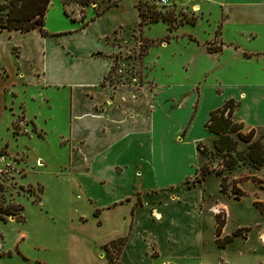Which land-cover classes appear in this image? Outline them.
Wrapping results in <instances>:
<instances>
[{
	"label": "rangeland",
	"instance_id": "1",
	"mask_svg": "<svg viewBox=\"0 0 264 264\" xmlns=\"http://www.w3.org/2000/svg\"><path fill=\"white\" fill-rule=\"evenodd\" d=\"M144 2L51 0L45 26L48 35L44 41L35 44L36 59H29L32 55H26L20 61L7 59L6 66L13 68L19 64L24 74L32 65L36 68L44 64L50 79L71 84L89 80L97 85L107 63L81 52L111 51L112 47L106 45L104 38L111 35L110 39L119 50L113 55L116 59H113L112 69L99 82L98 88L109 86L114 91L119 86H130L156 92L160 81L181 83L192 80L198 81L194 90L200 93V85L216 82V76L223 84L244 80L248 67L240 59H229L220 72L211 67L218 59L189 60L169 55L154 59L155 51L143 59L150 46L168 42L183 25L203 35L209 27L205 21L194 25L198 12L190 6L176 5L158 12L153 5ZM140 12L145 16H140L139 21ZM157 16L159 20L155 21ZM115 28L117 30L113 32ZM166 28L167 34L160 37ZM59 30L67 33L58 34ZM144 35L160 38L148 39ZM8 36L0 34L3 47L10 43L27 46L26 39L20 34ZM205 46L208 51L219 47L212 40ZM39 56L43 60L39 61ZM201 69L206 70L202 73ZM5 73L0 68V76ZM43 85L33 81L29 85L24 82L22 86L15 82L9 90L16 98L10 91L4 95L7 105L0 117V264H108L107 250L100 244L117 235L121 208L101 212L83 192L72 191V183L64 174L68 145L60 142V134L70 129L71 85L55 86L57 89ZM48 96L53 103L52 109L44 104ZM142 96L138 93V99L147 103L148 99ZM113 98L112 92L105 102L111 103ZM174 120L182 126L186 122L185 113L175 116ZM233 121L242 124L244 134H253V140L259 139L264 145V125L249 126L235 115ZM205 130L207 136L196 142V148L201 143L208 153H201L198 148L195 152L194 135L200 133L196 127L193 133L174 144L179 161L173 154L162 160L170 169L176 168L178 163L179 170L167 177L174 183L183 181L194 163V171L188 175L184 188L193 189L199 184L204 198L201 204L206 239L203 258H186L172 264H264V164L257 166L241 161L233 169L217 174L222 157L212 154L216 136L207 130L206 123ZM232 137L238 141V150L247 148L249 142L237 133ZM6 163L14 171L2 170ZM203 166L211 169L205 176L201 174ZM179 171L183 176H178ZM223 177L227 186L224 191L221 190ZM15 205L22 206L23 210L18 211ZM236 231L238 235H234ZM226 236L232 238L226 241ZM109 250L113 263L120 264L118 247L111 246ZM157 264H161V260Z\"/></svg>",
	"mask_w": 264,
	"mask_h": 264
},
{
	"label": "crops",
	"instance_id": "2",
	"mask_svg": "<svg viewBox=\"0 0 264 264\" xmlns=\"http://www.w3.org/2000/svg\"><path fill=\"white\" fill-rule=\"evenodd\" d=\"M172 1L174 5L168 10L176 5L197 10L198 18L194 25L207 22L206 35L183 25L168 42L150 46L143 59L154 51V59H163L167 55L189 60L218 59L215 66H211L215 72L222 71V66L229 59H240L248 67L243 81L223 84L222 80L217 81L220 77L216 76V82L200 85V93L194 90L198 81L191 78L190 82L181 83L160 81L156 92L130 86H119L114 91L109 86L98 88L99 82L112 69L113 59H116L113 55L119 50L110 39L111 35H107L104 38L106 45L112 47L111 51L81 52L91 59L107 63L97 85L89 80L75 84L59 82L49 78L44 64L36 68L30 65L28 72L23 74L19 64L8 68L5 62L7 59L20 61L26 55H32L29 59H36L35 44L44 41L48 34L43 35L37 29L0 30V34L9 35V38L20 34L27 44L21 47L12 43L4 47L0 44V68L6 72L0 76V117L7 105L4 95L15 86V82L23 86L24 82L29 85L34 81L45 84L49 89L71 85L70 129L60 134V142L68 145L64 174L72 183V191L78 189L83 192L101 212L121 208L117 235L100 244L103 247L125 238L119 254L120 264H157L159 260L161 264H172L186 258H203L206 241L205 218L201 211L203 192L199 184L193 189L184 188L188 175L194 171V163L188 170L190 174L183 176L179 171L178 176H183V181L174 183L167 177L179 170L178 163L176 168L170 169L162 160L173 154L179 161L174 144L193 133L196 127L200 130L193 140L197 152L196 142L207 136L205 123L209 113L231 98L239 102L234 112L239 120L253 127L264 125V0ZM167 31L166 28L160 37ZM57 33L67 31L59 30ZM209 40L216 41L219 47L208 51L205 45ZM180 47L185 48L178 49ZM38 58L43 60L42 56ZM205 70L200 71L204 73ZM112 92V102L106 103ZM138 93L148 99L147 103L138 99ZM10 94L16 95L13 91ZM49 96L44 104L52 109ZM183 113L186 122L180 126L174 118ZM2 170L12 172L14 168L6 163ZM105 259L110 264L106 256Z\"/></svg>",
	"mask_w": 264,
	"mask_h": 264
},
{
	"label": "trees",
	"instance_id": "3",
	"mask_svg": "<svg viewBox=\"0 0 264 264\" xmlns=\"http://www.w3.org/2000/svg\"><path fill=\"white\" fill-rule=\"evenodd\" d=\"M51 0H4L0 3V30H19L30 31L37 29L43 35H47L46 30V16L49 9ZM147 3V2H144ZM148 4V3H147ZM147 4H144L145 6ZM158 11H164L154 6ZM140 16H145V13L140 12ZM159 20V17L154 19ZM142 22V21H141ZM238 103L235 99L231 98L225 102V104L210 112V116L206 122V128L210 133H213L216 137L213 141L214 151L212 154H218L222 157L221 169H218L217 174L221 175L226 169H233L243 163L252 162L257 166L264 164V145L258 140H253V134H244L241 131L242 124L233 121V116ZM233 133H237L238 136L249 142L248 146L244 150H238V141L232 137ZM198 150L201 153H208L207 147L201 146V143L197 145ZM211 169L203 166L201 168V174L205 176L210 173ZM227 189L226 180L223 177L221 182V190ZM32 191L29 190V193ZM18 211H22L23 207L15 205ZM2 212V210H0ZM236 231L234 235H238ZM232 236H226L224 240L231 239ZM125 243V238L114 240L109 244H106L105 250H107V257L110 264H114L110 256L109 247L117 246L119 254ZM120 245V246H119Z\"/></svg>",
	"mask_w": 264,
	"mask_h": 264
},
{
	"label": "built area",
	"instance_id": "4",
	"mask_svg": "<svg viewBox=\"0 0 264 264\" xmlns=\"http://www.w3.org/2000/svg\"><path fill=\"white\" fill-rule=\"evenodd\" d=\"M148 4L158 7L159 9L167 10L174 5L172 0H145Z\"/></svg>",
	"mask_w": 264,
	"mask_h": 264
},
{
	"label": "bare ground",
	"instance_id": "5",
	"mask_svg": "<svg viewBox=\"0 0 264 264\" xmlns=\"http://www.w3.org/2000/svg\"><path fill=\"white\" fill-rule=\"evenodd\" d=\"M214 212H216V211H214ZM156 216L159 217V218L161 217L160 214H157ZM263 241H264V240H263Z\"/></svg>",
	"mask_w": 264,
	"mask_h": 264
}]
</instances>
